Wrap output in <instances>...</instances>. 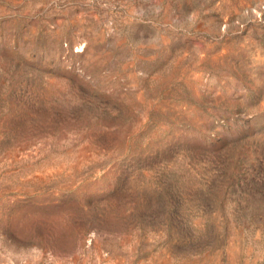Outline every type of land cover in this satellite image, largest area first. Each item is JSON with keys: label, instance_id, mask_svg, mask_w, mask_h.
<instances>
[{"label": "rangeland", "instance_id": "rangeland-1", "mask_svg": "<svg viewBox=\"0 0 264 264\" xmlns=\"http://www.w3.org/2000/svg\"><path fill=\"white\" fill-rule=\"evenodd\" d=\"M0 264H264V0H0Z\"/></svg>", "mask_w": 264, "mask_h": 264}]
</instances>
